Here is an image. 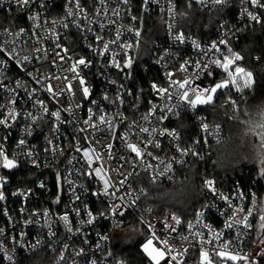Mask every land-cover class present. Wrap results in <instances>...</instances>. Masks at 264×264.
I'll return each instance as SVG.
<instances>
[{
  "label": "clouds",
  "instance_id": "obj_1",
  "mask_svg": "<svg viewBox=\"0 0 264 264\" xmlns=\"http://www.w3.org/2000/svg\"><path fill=\"white\" fill-rule=\"evenodd\" d=\"M58 3L0 0L4 264H260L264 62L238 37L264 34V0ZM50 175L62 211L29 206ZM236 178L255 190L229 195Z\"/></svg>",
  "mask_w": 264,
  "mask_h": 264
},
{
  "label": "built area",
  "instance_id": "obj_2",
  "mask_svg": "<svg viewBox=\"0 0 264 264\" xmlns=\"http://www.w3.org/2000/svg\"><path fill=\"white\" fill-rule=\"evenodd\" d=\"M132 2H133V5H134V7L132 8L133 14L139 15V12L141 10L142 0H132ZM64 3H65V0H59V3L57 4V7L55 9H53V11L54 12H57V13L62 12ZM81 3L84 5L85 11H87V12H92L94 10V7L100 6L99 3H98V0H92V5L91 6L89 5L88 0H81ZM12 11H13V14H15V9H13ZM2 13L7 15L6 12L0 11V16H1ZM229 19H230V21L232 23H237V13H233L229 17ZM19 23L23 24L25 27H28V22H27L26 19L21 20ZM73 35H75V34H73ZM250 37H251L250 36V33L247 36L238 37L239 46L242 47L244 44L249 43ZM259 37L261 39H260V41L257 42V48H260V50H258L256 52L261 54V56H262V61L261 62H264V34L259 35ZM0 55H2V54H0ZM84 55H86V56L88 55V51L86 49L84 50ZM146 63H147V61H146ZM150 70H155V66H151ZM11 74L14 75V76L19 75V71L17 69H15V66H14V69H13V73H11ZM137 75L139 77L140 76L141 77H144V75L139 71V69H137ZM156 76H159V73H156ZM161 79H162V77H161ZM209 82L210 81H206L205 83L207 84ZM100 87H101L100 81H97L96 82L95 95H99V89H100ZM145 88H148L147 80H146ZM133 92L135 93V89H133ZM95 95H94L93 98H95ZM44 98L47 99V96L45 95ZM149 98H152V97H149ZM144 103L146 105L148 103V99H145ZM85 115H86V110H85ZM0 130H2V129H0ZM69 138L71 139V135L70 134H69ZM16 139H17V135L14 132L12 134V136L9 138V140L6 142V147L9 149V151L14 146V144L16 142ZM36 139H39V136L35 137L33 142H35ZM0 142H4L3 141V138H0ZM63 143L64 142L62 141V144ZM70 154H71L70 152L69 153H66V155H70ZM32 170L34 171L35 169H32ZM201 171H204V170L202 169ZM46 174H48V173H40L39 175L41 177H43ZM25 175H26V172L25 171H20V172L13 173L12 174V178H11L12 186L15 187V186H17V184H21L22 182L19 181L17 178L20 177V176H25ZM228 183L230 185V187L228 188L229 195H234V193H233L232 190H233V188H236V187H239L241 191L249 192V193L251 191H254L255 190V189H250V188L246 187L243 184V182H242V180L240 178H236L235 180H230V181H228ZM31 186L33 188H35V197L33 198L32 203L29 205L30 207L39 208V207H41L45 203H47L48 206L51 207L50 201L58 193L61 194V196H62V205L60 206V208L57 209V211H62L63 204L68 202V200H67V189L65 188V186L63 185V183H61V186L58 189L57 184H56V179H55V176L54 175H50V183L48 184V187H50V189H51V192L50 193L49 192H46L44 190H40L39 188H36L34 181L31 182ZM11 190H12L11 188L6 189V191L9 193V199H8L7 203L9 205V207H10V210L12 208L17 209V211L15 212V215L19 216L20 215V213L18 211V209L20 207V204L18 203L19 202V198H16V200L13 201L12 198H11V196H10ZM36 198H39V200H40V203L39 204L36 203ZM90 199H92L93 202H94V198H91L90 197ZM249 199H250V195H249ZM93 202L92 201H89V203L92 204L93 210H95V204ZM209 222H212V219L211 218H210V221ZM4 223H6V221L3 218L2 211H0V224H4ZM219 226L220 225L217 224V227H219ZM103 231L106 232L107 231V228L105 227L103 229ZM18 235L19 234H17V236ZM33 235H34V233H29V238H31ZM90 239H91V242L93 244L96 243V240L94 238V234L92 235V237H90ZM23 257H24V255H23V253H21V259ZM0 261H1L2 264H4V261H3V258L2 257H0ZM260 264H264V259H261Z\"/></svg>",
  "mask_w": 264,
  "mask_h": 264
},
{
  "label": "trees",
  "instance_id": "obj_3",
  "mask_svg": "<svg viewBox=\"0 0 264 264\" xmlns=\"http://www.w3.org/2000/svg\"><path fill=\"white\" fill-rule=\"evenodd\" d=\"M1 16H4V17H6L7 15L6 14H1ZM250 40H249V43H252L253 41H254V43H255V47H254V49H253V51L254 52H256V51H258V50H260V48H257V42L258 41H260V37H259V35H257V36H255V37H253V35L250 33ZM137 78H138V80L140 81V83L142 84V85H144V87H145V85H146V79L144 78V77H139V76H137ZM248 175V173L247 172H245V176H247ZM259 191H261V192H264V185H261V188H260V190ZM24 259H27V257H23L22 258V260H24ZM0 264H2L1 263V261H0ZM132 264H136V261L133 259V261H132Z\"/></svg>",
  "mask_w": 264,
  "mask_h": 264
},
{
  "label": "snow or ice",
  "instance_id": "obj_4",
  "mask_svg": "<svg viewBox=\"0 0 264 264\" xmlns=\"http://www.w3.org/2000/svg\"><path fill=\"white\" fill-rule=\"evenodd\" d=\"M226 67H227V65H226ZM238 71H241V70H238ZM197 102H201L199 98H198ZM133 150L135 151L134 146H133ZM11 164H12V162H10V161H7V162H6V166H11ZM145 250H146V251L149 250V246H148V245L145 246ZM149 254H151V252H150Z\"/></svg>",
  "mask_w": 264,
  "mask_h": 264
}]
</instances>
